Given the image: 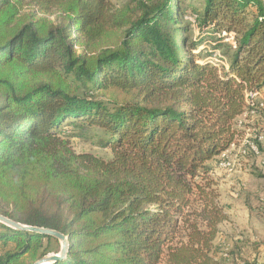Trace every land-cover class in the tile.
I'll return each instance as SVG.
<instances>
[{
    "label": "trees",
    "instance_id": "16d2710c",
    "mask_svg": "<svg viewBox=\"0 0 264 264\" xmlns=\"http://www.w3.org/2000/svg\"><path fill=\"white\" fill-rule=\"evenodd\" d=\"M203 2L0 0V214L66 235L50 264H231L211 163L240 116L264 115V0ZM191 25L232 35L214 45L226 65ZM69 127L103 131L111 157L76 153ZM52 238L0 223V264Z\"/></svg>",
    "mask_w": 264,
    "mask_h": 264
},
{
    "label": "rangeland",
    "instance_id": "374dc122",
    "mask_svg": "<svg viewBox=\"0 0 264 264\" xmlns=\"http://www.w3.org/2000/svg\"><path fill=\"white\" fill-rule=\"evenodd\" d=\"M108 1L118 8L128 0ZM181 2L185 13L203 10V0ZM189 36L202 41L195 52L202 49L203 58L226 65L221 49H214V45L218 36L223 38L224 43L234 45L232 35L200 31L198 26L191 25ZM234 126L240 134L226 153L231 167L222 168L219 165L221 157L216 163H211L212 177L218 184L219 200L228 216L218 227L215 244L219 247V256L227 258L231 264H264V246H258L257 253L254 248L256 243L264 242V210L260 208L261 199L264 198V115L260 112L242 115ZM69 128L61 136L76 153H90L102 159L111 157L110 149L102 145L107 137L103 131L89 127ZM11 248V245L3 247L0 244V253ZM48 249L47 254L57 253L60 242L52 238Z\"/></svg>",
    "mask_w": 264,
    "mask_h": 264
},
{
    "label": "water",
    "instance_id": "95a60500",
    "mask_svg": "<svg viewBox=\"0 0 264 264\" xmlns=\"http://www.w3.org/2000/svg\"><path fill=\"white\" fill-rule=\"evenodd\" d=\"M0 223L12 229L51 236L60 242V249L57 253L44 255L43 257L39 258L32 264H50L52 262L62 260L66 257L69 241L67 236L60 233L59 231L45 227L21 224L1 214H0Z\"/></svg>",
    "mask_w": 264,
    "mask_h": 264
},
{
    "label": "built area",
    "instance_id": "2783aa9c",
    "mask_svg": "<svg viewBox=\"0 0 264 264\" xmlns=\"http://www.w3.org/2000/svg\"><path fill=\"white\" fill-rule=\"evenodd\" d=\"M261 106H262V104H261ZM252 149H253V150H256V149L254 148V146H252ZM226 158H227V157H226L225 155H223V159L221 160V162H220V164H219L222 168H229V167H231L230 162L227 161ZM261 204L264 206V198L261 199Z\"/></svg>",
    "mask_w": 264,
    "mask_h": 264
}]
</instances>
